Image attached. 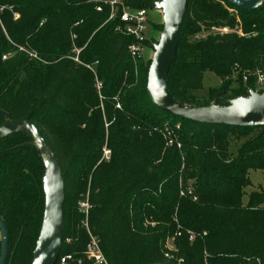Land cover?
Wrapping results in <instances>:
<instances>
[{
	"label": "trees",
	"instance_id": "obj_1",
	"mask_svg": "<svg viewBox=\"0 0 264 264\" xmlns=\"http://www.w3.org/2000/svg\"><path fill=\"white\" fill-rule=\"evenodd\" d=\"M109 1L0 0V125L33 123L60 166L65 200L56 264L66 256L65 264H91L85 254L88 232L78 211L89 177L88 231L111 264L264 262V193L251 192L242 205L249 171L264 170V127L203 125L157 109L146 89L150 63L130 57L127 46L133 39L116 30L122 25L120 10L109 19ZM153 1L123 3L147 9ZM219 2L237 11L238 19ZM238 22L240 34L233 31ZM212 28L230 31L192 44L185 40ZM74 48L80 50L79 62L72 59ZM94 63L99 92L94 72L84 66ZM255 70L264 74V0L254 11L224 0H188L167 76L172 98L190 108L210 106L195 104L188 95L201 87L203 72L211 71L221 80L220 107H228L254 90ZM233 74L238 87L222 98ZM215 94H209L211 102ZM166 126L179 148L165 146ZM235 133L243 142L231 156ZM12 139L29 142L3 150ZM32 142L22 133L0 141L5 264H31L42 224L46 167ZM105 143L112 158L99 163ZM189 180L191 186L183 185ZM145 219L155 225L145 227ZM189 232L196 234L193 241ZM176 233V251L167 259L166 239Z\"/></svg>",
	"mask_w": 264,
	"mask_h": 264
},
{
	"label": "water",
	"instance_id": "obj_2",
	"mask_svg": "<svg viewBox=\"0 0 264 264\" xmlns=\"http://www.w3.org/2000/svg\"><path fill=\"white\" fill-rule=\"evenodd\" d=\"M231 6L254 11L263 0H224ZM188 0H160L155 3L162 11L163 29L160 40L154 46L147 76V93L152 104L159 110L185 120L203 125L222 127H264V93L248 91L247 97H240L228 107H220V93H216L210 106L190 108L175 101L168 91V71L180 39L182 24ZM15 133L30 136L40 151L46 173L52 183V193L43 178L45 208L42 224L33 251L31 264H56L61 248L64 213V179L54 153L40 130L29 121L10 122L0 125V141ZM8 232L0 217V264L7 257Z\"/></svg>",
	"mask_w": 264,
	"mask_h": 264
},
{
	"label": "rangeland",
	"instance_id": "obj_3",
	"mask_svg": "<svg viewBox=\"0 0 264 264\" xmlns=\"http://www.w3.org/2000/svg\"><path fill=\"white\" fill-rule=\"evenodd\" d=\"M159 1L160 0L153 1L152 3H150L149 7L146 9L147 12H148V14H147V16H148V28H147V33H146L147 40L145 42L144 56H143V60L145 62L144 64H146V65L147 64L149 65V63H151V60H152V58L154 56V46H156L158 44V42L160 40L161 33H162V29H163V15H162V11L160 9L156 8V6H155V3L159 2ZM219 3L221 4L222 7H226V5H224L223 3H221V2H219ZM226 8L228 9V11L231 14H234L237 17V19H238V12L237 11H235V10H233L231 8H228V7H226ZM18 17H19L18 13H16V12L13 13V18L14 19H16ZM228 31H230V30L227 29V28H212L209 31H203V32H200V33L195 34V35H187L185 37V40H186V42L188 44H192V43H194L196 41L203 40L208 35H213V34L223 33V32H228ZM233 31L237 32L239 34L241 33L239 22H238V25L235 27V29ZM19 49H24L27 52H31L28 48H25V47H23V48L21 47ZM95 65H96V63H94V64H84V66L88 70H90V71L93 70L94 71V75H95L94 88H96V90L99 92L100 89L99 90L97 89L96 81H98V82H100V81L98 80V78L96 77V74H95L96 73L95 72L96 71ZM236 78H237V74H233L231 76V81L229 82V89L227 90L225 95H222V98H225L226 96H229L231 94L230 91L238 87V84L235 82ZM220 86H221V80L219 79V77L215 73H213L211 71H204L203 72V76H202L201 87L198 90H196V91L190 92L188 96L190 98H192V100H194L195 104H198V103L199 104H201V103L210 104L211 100L209 99V96H210L209 94L210 93L215 94L218 91H221L222 89H221ZM248 86H250V85H248ZM211 90H213V91H211ZM253 91L257 92V93L264 92V85H258L257 82L255 81L254 82V90ZM247 96H245V97H247ZM115 107L116 108H120V104H119L118 100H115ZM108 125H109V123L105 121L104 122L105 131L107 130ZM237 134H239V133H235V135H232V140H231L230 148H229V153L231 154V156L235 155L237 148L243 142L242 139L241 140L240 139L239 140L235 139ZM251 135H252V133H250V136ZM21 141L22 142H29L28 139L27 140L26 139H12V140H10L9 145L7 147L3 148V150H5L6 148L7 149L12 148L15 145L19 144V142H21ZM7 143L8 142L4 143V146ZM165 146L166 147H170V146H167V145H165ZM177 147L179 148V146H177ZM105 151L108 152V155H104ZM101 153H102V155H101V158L99 160V163L100 162L109 163L111 161V158H112L111 157L112 152H111L110 148L107 146L106 143L101 148ZM43 175H44L43 178H45V180H46V184H47V187L49 189V192L52 193V183H51V180H50L49 176L46 173V169H45ZM248 176H249L250 185L245 187L244 190H243V194H242V205L243 206H247L248 197H249L251 192L262 193V194L264 193V170H260V169L250 170ZM90 182H91V178L89 177L87 179V182H86L85 192H84V194L82 193V195H81V201L84 198L89 196ZM191 184H192V181L189 180L183 185H190L191 186ZM181 186H182V184H180V187ZM183 189H186V186L183 187ZM183 189H181V191ZM263 208H264V204H263ZM154 225H155V222L150 221L148 219L144 220V226L145 227L154 226ZM176 235H179V233H176L173 236H169L166 239L165 249L168 252H170V253H173V252L176 251L175 239L172 242L170 241V238L171 237L175 238ZM70 241H71V238H67L66 243L69 244Z\"/></svg>",
	"mask_w": 264,
	"mask_h": 264
},
{
	"label": "built area",
	"instance_id": "obj_4",
	"mask_svg": "<svg viewBox=\"0 0 264 264\" xmlns=\"http://www.w3.org/2000/svg\"><path fill=\"white\" fill-rule=\"evenodd\" d=\"M108 3L110 5L109 19L116 17L118 15V10H120L119 20L122 23V25L118 26L116 30L133 39V42L127 46V51L130 57L134 61L138 59H142L144 56L145 42L147 40V36H146L147 28H148L147 10L146 9H130L129 7L124 5L123 0H110ZM3 8L4 7H0V11ZM79 51L80 50L76 48H74L72 51L74 53V56L72 57V59L76 62H79L78 60ZM5 58L6 56L2 57V59H5ZM253 74L256 77L257 84L264 85V74L258 72L257 70H255ZM246 80H247V77L244 76L243 82H245ZM96 87L99 90L101 88V83L96 81ZM179 127H180L179 124L175 125V129H179ZM164 137H165L167 146H173L174 144H176L177 146H180L179 143H177L176 141L173 129H171L168 126L164 128ZM104 155H108V152L105 151ZM188 193H191L190 189H188ZM193 199H195V197ZM90 209H91V205H90L88 197L84 198L82 201L78 203V211L82 213L84 216L82 220V226L88 232V237H89L88 242L86 244V248H85L86 258L91 262V264H111L103 255L100 249V246H99L98 238L92 235L88 231L87 219H88V214H89ZM203 235H205V233H203ZM195 237H196V234H194L193 232L188 233V238L190 241H193ZM174 239H175L174 237H171L170 241L172 242ZM165 257L167 259H173L172 253L168 251H166ZM65 258L68 259L69 256L61 258L60 262L57 264H65ZM176 262L180 263L181 259H177ZM240 264H264V262L261 261L259 258H254V259L247 258L245 261H243Z\"/></svg>",
	"mask_w": 264,
	"mask_h": 264
}]
</instances>
